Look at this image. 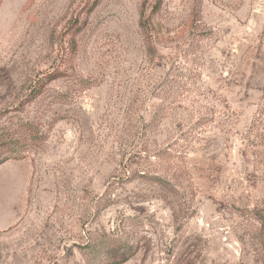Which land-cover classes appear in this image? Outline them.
I'll return each instance as SVG.
<instances>
[{
    "label": "rangeland",
    "instance_id": "374dc122",
    "mask_svg": "<svg viewBox=\"0 0 264 264\" xmlns=\"http://www.w3.org/2000/svg\"><path fill=\"white\" fill-rule=\"evenodd\" d=\"M0 128V264H264V0H0Z\"/></svg>",
    "mask_w": 264,
    "mask_h": 264
},
{
    "label": "trees",
    "instance_id": "16d2710c",
    "mask_svg": "<svg viewBox=\"0 0 264 264\" xmlns=\"http://www.w3.org/2000/svg\"><path fill=\"white\" fill-rule=\"evenodd\" d=\"M57 73H49L44 76V79L39 81L36 91L33 92L32 98H37L42 94V89L52 80L55 79ZM4 128H0V136L2 139H6L0 143V165L9 159V153L17 152V149H10L11 151H4V147L16 146L19 144L20 138L16 139L14 133H9L8 128L3 131ZM25 138V137H23ZM22 138V139H23ZM32 139V137H31ZM111 243L106 244L107 241ZM83 251H87L89 257L83 253L85 257L84 264H123L130 260L137 252L138 247L128 242H124L121 237L115 239H107L98 242V235L95 233H89L85 242L79 246ZM90 258V261L89 259ZM93 261V262H91Z\"/></svg>",
    "mask_w": 264,
    "mask_h": 264
}]
</instances>
